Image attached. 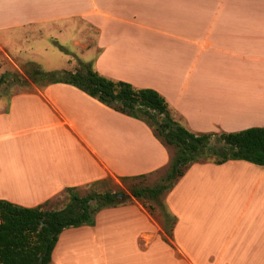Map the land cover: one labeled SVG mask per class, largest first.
Segmentation results:
<instances>
[{
	"label": "crops",
	"instance_id": "crops-1",
	"mask_svg": "<svg viewBox=\"0 0 264 264\" xmlns=\"http://www.w3.org/2000/svg\"><path fill=\"white\" fill-rule=\"evenodd\" d=\"M67 36L77 50L42 70L91 62L101 76L158 92L194 134L264 127V0H0L6 60L33 59L46 51L35 45L43 38L65 46ZM170 158L145 123L72 85L0 97V199L13 204L148 176ZM130 199L97 212L91 226L65 229L50 264H264V166L191 164L163 198L175 217L169 233Z\"/></svg>",
	"mask_w": 264,
	"mask_h": 264
},
{
	"label": "trees",
	"instance_id": "trees-1",
	"mask_svg": "<svg viewBox=\"0 0 264 264\" xmlns=\"http://www.w3.org/2000/svg\"><path fill=\"white\" fill-rule=\"evenodd\" d=\"M24 73L27 79L3 73L0 86L7 84L12 76L22 85H26L27 80L33 84L40 83L41 87L52 83L72 85L104 106L145 123L155 138L169 151L172 149L173 153L158 183L132 187L129 194H123L121 198L117 196L119 192L79 196L76 188H66L63 193L68 203L59 210H46L43 205L27 208L0 199V264H50L52 251L65 229L91 226L97 212L130 202L131 197L140 201L151 214L158 210L163 227L169 233L175 217L167 211L163 198L191 164L243 160L264 166V127L221 134L191 133L173 119L167 102L158 92L136 89L127 82L101 76L93 69L91 62L77 61L72 71L49 72L29 62L24 67ZM212 139L218 144L210 146ZM145 177L141 175L120 180L124 182ZM147 200L156 207L147 205Z\"/></svg>",
	"mask_w": 264,
	"mask_h": 264
},
{
	"label": "rangeland",
	"instance_id": "rangeland-1",
	"mask_svg": "<svg viewBox=\"0 0 264 264\" xmlns=\"http://www.w3.org/2000/svg\"><path fill=\"white\" fill-rule=\"evenodd\" d=\"M76 25L77 24L75 23L72 24V30H75ZM77 26H79L78 27L79 31L83 30L84 28L83 25H77ZM34 34L37 35V37L39 38L43 36V32L41 31V29H38V31ZM24 36L25 37L23 38V42H24L23 45L26 46L27 44L26 42H32L31 40L32 36L30 35H24ZM70 38H71L70 36L66 37L65 46L63 44H60L56 38L53 39L43 38L39 44H35V45L40 46V49L43 50L46 48V51L45 53L42 52L41 54L34 55L35 58L33 59L31 55L27 53L23 55L21 54V55L11 56L10 57L12 59L11 62L9 60H6L5 56L0 52V76L3 73L7 72L10 74H14L15 76L17 75L16 77H20L21 79H27L24 73V67H26V65L29 62H33L39 65V67L42 69H44L45 64H47L48 67L59 66L61 68L62 66H65L66 61L64 60V58H66V55H71V53L69 52L70 50H77V47H75L72 44ZM49 45L52 47V49L49 47ZM76 60L77 59H75V61ZM80 61L88 62L83 60ZM53 71H58V70H53ZM16 77L14 76L9 77L8 83L0 86V97L8 98L9 96L15 93L28 92L32 89L33 85L41 87L40 83L33 84L28 80H27L28 83L26 85H22L19 81L16 80L17 79ZM213 144L217 145L218 143L214 139H212L209 145L211 146ZM172 153L173 150L170 149V154ZM165 170L166 169L157 171L151 175H148L145 178H139L136 180H127L124 182H122L119 178L116 179V178L108 177L104 179L102 182L78 189L77 193L79 194V196H85L89 193L119 192V194H121L119 198H121L123 194H129L130 188L132 187H145V186L155 185L163 177ZM67 203H68L67 196L64 193H61L60 195L56 196L52 201L43 205V208L46 210H59L62 209ZM145 203L147 205L156 207L154 203L148 200L145 201ZM92 205H94V203H92ZM154 216L160 220V215L158 210L154 211Z\"/></svg>",
	"mask_w": 264,
	"mask_h": 264
},
{
	"label": "water",
	"instance_id": "water-1",
	"mask_svg": "<svg viewBox=\"0 0 264 264\" xmlns=\"http://www.w3.org/2000/svg\"><path fill=\"white\" fill-rule=\"evenodd\" d=\"M117 196L119 197V196H121V194H117ZM42 224V223H41Z\"/></svg>",
	"mask_w": 264,
	"mask_h": 264
}]
</instances>
